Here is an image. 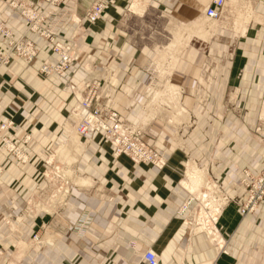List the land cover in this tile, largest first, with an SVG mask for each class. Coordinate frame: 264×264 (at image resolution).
<instances>
[{
  "label": "crops",
  "instance_id": "obj_1",
  "mask_svg": "<svg viewBox=\"0 0 264 264\" xmlns=\"http://www.w3.org/2000/svg\"><path fill=\"white\" fill-rule=\"evenodd\" d=\"M24 1L43 13L41 27H53L59 39L78 33L84 59L70 65L63 82L42 79L41 63L55 60L51 44L28 31L27 22L0 0V24L16 39L31 40L38 50L32 64L16 59L0 65V125L8 124L1 137L20 152L9 151L0 140V206L15 213L22 207H13L11 201L43 193L44 170L53 167L55 152L63 146L59 164L70 174V187L50 211L30 215L48 232H63L72 239L61 247L69 250L70 260L64 252L58 264H145L143 254L148 250L158 255L159 264H264V203L242 217L239 206L245 194L238 186L240 170L257 169L263 158L264 150L251 132L264 99V16H254V31L244 29L243 43L229 63L213 68L204 84L203 57L193 48L179 49L166 76L177 96L173 91L168 100L164 61L158 60L159 50L146 33L150 17L161 20L159 27L168 22L182 28L195 24L198 10H205L212 0H114L94 23L86 12L99 0ZM263 2L253 6L263 7ZM134 4L137 10L130 11ZM247 4L238 0L236 6ZM189 34L194 37L198 32ZM9 37L0 34L1 50H7ZM102 66L104 71L99 70ZM88 71L94 72L93 84L103 85L100 103H114L119 118L138 123L144 140L163 155L162 170L115 156L101 135L79 136V144L73 146L62 138L61 124L78 103L67 84L85 90L81 84ZM188 166L237 198L220 210L218 226L228 236L222 251L214 247L219 237L212 231L198 232L188 224V213L200 195L194 199L188 193L184 180ZM50 187L53 190L56 183L49 181L48 193ZM207 194L208 202L216 206V197ZM200 210L201 203L192 213L199 216ZM76 227L84 230L81 238L71 231ZM55 257L53 250L47 264H55Z\"/></svg>",
  "mask_w": 264,
  "mask_h": 264
},
{
  "label": "rangeland",
  "instance_id": "obj_2",
  "mask_svg": "<svg viewBox=\"0 0 264 264\" xmlns=\"http://www.w3.org/2000/svg\"><path fill=\"white\" fill-rule=\"evenodd\" d=\"M45 1L49 3H57L60 2L61 0H45ZM100 1H104V0H99L97 2ZM105 1L108 3V9H109L111 0H105ZM237 1L238 0H231L229 3H226V1L224 0L222 13L217 19L207 18L206 15L204 14L205 12L204 9H202L201 11L198 10V21L195 24L183 25L182 28L175 27L174 24L171 25L168 22L166 26H164V28L163 26L159 27L158 24L159 21L161 20L158 19V17H156L155 15L153 14L151 15L150 17L151 28L146 33L151 34L152 39H150V42H154L156 44V48L159 50L158 60L162 59V61H164L163 73L167 85L166 95L168 100L173 99L171 98L173 97V94L171 92H173L174 90H171L172 86H170L169 83L167 82L166 76L170 72V64L174 59L176 53L179 51V49L193 48L195 52H198V55L203 57L204 62L202 63V66H200L202 70V72L200 73V83L204 84L202 82L204 80V77L205 79L207 77L209 78L212 74L213 68L216 69L217 65L229 63V60H231L232 58L233 52H235L243 43L242 40L243 38L240 39V37L242 34L244 36L243 33L244 29L246 28V31L248 32L254 31V26H253L254 24L252 23L251 20L254 19V16L256 15L264 16V6L255 7L253 6L254 5L253 3L261 0H247L248 1L247 6L240 8L236 6ZM6 3L11 10L17 12L18 15L27 22L28 31L38 33L39 35H43V37L46 38L47 41L51 44V52L55 55V60L53 63L42 62L38 69V75L42 79H48L50 77H53L54 79L63 82V79L70 65L82 61L84 59V57H82L83 48L80 41H78L79 40L78 33L73 34L69 39H63V40L59 39L58 36L54 34L52 31L53 27L52 28L41 27V22L44 17L43 13L35 10L28 2L24 0H6ZM95 3H93L87 9L86 17L91 12ZM108 9H104L100 13L101 14L100 16H102ZM129 10L136 11L137 9L135 4L132 7H130ZM5 32H8L10 34V37L7 40V46H8L7 50L4 51L0 49V65H9L12 61L16 59L23 60L26 64H32L35 61H37L38 50L36 49V47L34 46L31 40L25 37H20L16 39L13 35L12 30L0 24V34L4 36ZM180 32H183L181 38H180ZM189 32L193 34L198 32V34H196L193 37L190 36ZM47 33L50 34L46 35ZM152 34L153 36L154 34H156L157 37L153 38ZM21 43L30 44L32 46L33 52H30V56L21 54L20 51H17L13 47L15 44L20 46ZM259 43H257L258 46L263 45ZM58 45L65 47L67 46L68 49L60 48V50H58L57 48ZM63 49L64 51H67V53L69 54L70 63H67L66 65L58 69L56 68L57 66L56 63L60 59V55L62 54ZM263 51H264V47H263ZM44 65L48 67L49 71L42 70V67ZM99 70L104 71L105 67L104 66L99 67ZM93 74H94L93 71H88V76L87 78L84 79L81 85L85 84V82L88 83L96 82L95 80L96 78L94 77ZM241 74H242L241 72L237 73L238 76H240ZM67 86L70 88L69 90H71V93L73 94L74 97H76L77 102L79 103V101L83 99V96H85V94L88 96V98H93V102L97 100L98 99L97 96L99 95L98 93L101 92L100 88L103 85L101 87L99 86L98 88L96 84H89L87 85V87H85V90L83 88L79 89L78 85H72L68 83ZM202 88L203 87L199 88V90ZM175 95L177 96V90L174 91V96ZM78 103L71 107V109L68 112L67 119H65L61 124V127L63 129V135L61 136L62 138L65 139L67 143L71 144L72 146L74 144H79L80 142V140L78 139L79 136L83 137L82 135H79L78 132V126L82 121L81 117H78L77 115V114H81L77 111ZM171 103L173 104V102ZM258 106H259L258 109L259 113L256 119V126L254 131L251 132V135L254 137L256 141H258V143L261 145V147L264 150V99L262 100V103H260ZM92 107L94 109V104H92ZM96 107L97 109H100L101 115L103 114L105 116V113L108 114L109 111L114 110L113 109L114 103H110V104L99 103L96 105ZM173 107H175L174 104ZM174 110H176V112L178 111V109H174ZM86 120H88V122L92 121L89 120L88 118H86ZM118 120L122 123L131 126L135 130L139 131L141 133L143 142L147 145V149L150 148L152 152L155 154L154 158H156L158 162H162L163 165L161 166L160 164H158L159 167H156L155 166L156 163L149 161L135 162L129 157L127 156L126 157L134 164H144L150 167H154L158 170H162L165 167L166 160L161 153H158L152 146L148 145V143L144 140L143 137L144 132L141 126H139L138 123L136 124L130 123L124 119H120L119 117ZM107 123L108 124L111 123V121L108 118H107ZM94 130L88 132L87 134H85V136L88 137L91 133L97 132ZM87 140L89 141L88 138H85V141ZM103 142L105 144H109L108 141L106 140H104ZM120 145H124V144L120 143ZM61 147L55 152V157H54L55 161L53 167L51 169L45 168L44 170L43 178L44 180L47 181V185H46V190L43 191V193H40L35 198H29L27 200H22L17 202L14 200L11 201L13 203V207L14 206L22 207V209L21 208L14 209L15 213L13 212V209L10 207L0 206V264H47L46 257L53 250L55 251V256H56L55 264H58L60 263L59 257L63 256L64 252H66L67 255L69 254V250L63 251L61 247L63 246L64 242L67 243V241L69 240H71L72 243V239L66 237L65 234H63V232L61 233L48 232L46 226L40 224L37 225V222L35 221L37 217L32 218L30 216V215L36 216L38 214L41 215L42 213L50 211V208L53 205L60 203L63 197L65 196L64 189L65 191H67V189H69L70 187L69 184L70 181L68 182V177H70V174L69 172L66 171V168H62V166L59 164L62 162ZM71 154H75V153L72 152ZM188 169L194 170L193 175L194 178L196 179L194 182L188 184V186L186 185L185 186L187 187L188 193L193 195L194 199H196L198 193L200 194L198 202L201 203V210H200L201 215L199 216L197 215L199 213L198 210H195L196 212L198 211V213H192L195 207L199 205V203L191 206L192 209L190 210L187 216L188 224L196 231L198 232L203 231L206 233L208 232L209 228H207L206 224L204 223V219H205L204 212H207L205 209L206 206L207 207L210 206V208H212V205L205 204L208 202V200H206L208 197L207 193H209L211 197H216L215 198L216 204L219 207H221V209L225 205H228L231 202H237V198L233 196H229L221 189V187L216 182H214L211 179H208L203 172H199L197 169H194L191 166H188L186 170L185 173L186 178L184 179L185 182H189V177L187 174ZM263 176H264V151H263V158L260 161L259 167L257 169L244 168L240 170V175L238 177V186H240V188L244 192L245 199L244 201L241 202L239 206V212L244 205H248V202L251 201V193L257 192L253 190V187L257 182L258 178ZM49 181L55 182L57 187L53 189L54 191L52 190V187H50L51 191L48 193ZM255 198L257 205L250 211H245V213L240 212L242 217L248 214H253L259 209L261 204L264 203V191L256 195ZM190 199L191 198H189L188 200ZM203 204H205L204 207ZM219 214L220 211L218 210L215 213V215L217 216V230L215 231V228L212 230V235L213 234L217 235L219 239L216 244H214L213 242L212 243L214 247L222 251L228 236L225 237V235L223 234V230L218 226V219L220 216ZM71 227H73V224H71ZM82 230L79 231V227H76L75 230L71 228V231H73L72 233L78 238H81L84 235L83 233L84 230L83 231ZM70 258L71 256L69 254V257L66 258V260L69 261Z\"/></svg>",
  "mask_w": 264,
  "mask_h": 264
},
{
  "label": "built area",
  "instance_id": "obj_3",
  "mask_svg": "<svg viewBox=\"0 0 264 264\" xmlns=\"http://www.w3.org/2000/svg\"><path fill=\"white\" fill-rule=\"evenodd\" d=\"M113 3V0L110 1V5ZM224 6V0H212L211 4L208 5L205 8V15L206 17L210 19H217L222 13V9ZM108 9V3L104 0L103 2L97 3L93 6L91 12L88 14L87 19L89 21H95L97 18L100 17V13L104 10ZM18 44V43H17ZM15 44L13 47L17 50L20 51L21 54L23 55H29L30 52H33V48L30 44H23L21 43L20 46ZM67 44V43H66ZM58 50L60 48H66V46H57ZM70 61V56L67 53V51H64L60 55V59L56 63V68L60 69L62 66L66 65ZM55 67V65H54ZM42 70H47L49 71L47 66H43ZM98 97V96H97ZM96 97V99H97ZM99 99V98H98ZM97 99V100H98ZM97 100L93 102V98H88L86 95L84 99L82 100L81 103H83V106L87 108V111L84 114V117L81 118L82 121L78 126V132L80 135H85L88 132L93 131H100L103 130L104 134L106 133L108 136H111L112 140L111 143L113 144V147L115 149V152L118 153H123V155H126L130 159H132L135 162H153L156 163V167H159L158 160L154 158L155 154L152 152V150L147 149V145L143 142L141 133L131 126L122 123L118 120L117 113H110L108 115V119L111 121L108 126H100L97 124V118L99 115H101L99 109L97 107H92L91 104L96 103ZM91 108V110H90ZM102 116V115H101ZM88 118L89 120H92L91 122H88L86 120ZM8 124L3 123L0 125V140L2 141L3 145L9 149V151L16 153L17 155L20 153L18 149L15 147L14 144L10 143V141L5 138L1 137V132L4 130ZM103 128V129H102ZM120 143H123L124 145H120ZM254 193H251V201L248 202V205H244L241 209L240 212L245 213V211H250L252 210L256 205V195H258L260 192L264 191V176L258 178L257 182L255 183L253 187ZM205 200V199H202ZM207 200V199H206ZM207 205H212V208L206 206V211L205 213V221L204 223L206 224L207 228H209L210 231H212L215 228V231L217 230V216L215 213L219 210H221V207L218 205L214 206V204H210L209 202L205 203ZM203 204V207L204 205ZM202 221V220H201ZM201 224V223H199ZM143 262L145 264H159V257L158 255L151 251L148 250L143 254Z\"/></svg>",
  "mask_w": 264,
  "mask_h": 264
},
{
  "label": "bare ground",
  "instance_id": "obj_4",
  "mask_svg": "<svg viewBox=\"0 0 264 264\" xmlns=\"http://www.w3.org/2000/svg\"><path fill=\"white\" fill-rule=\"evenodd\" d=\"M100 2H103V1H100ZM100 2H97V3H100ZM97 3H95V4H97ZM113 3H114V0H113ZM112 3V4H113ZM111 4V5H112ZM110 5V6H111ZM110 8V7H109ZM101 17V16H100ZM99 17V18H100ZM99 18H97L95 21H92V23H94V22H96ZM208 18V17H207ZM210 19V18H209ZM50 33H47L46 35H49ZM5 35H8L9 36V33H7V32H5ZM63 47V46H62ZM69 63H70V61H69ZM89 84H93V83H86V84H84V85H89ZM85 96H86V94H85ZM85 96H83V99H84V97ZM82 99V100H83ZM82 100H80L79 101V103H78V105H77V111L79 112V113H81V114H77L78 115V117H84V114H85V112L87 111V108L86 107H84L83 106V103H81L82 102ZM100 102H99V100L96 102V103H93L94 104V107H96V105L97 104H99ZM92 105V104H91ZM99 111H100V109H99ZM116 111L115 110H112V111H109V113L107 114V113H105V116L102 114V116L101 115H99L98 116V118H97V124L98 125H100V126H102V127H104V126H108V124H107V117H108V115L110 114V113H115ZM117 113V112H116ZM117 116L119 117V115H118V113H117ZM103 129V128H102ZM104 131L103 130H100V131H97V132H94V133H91L90 134V136H93V135H102L103 136V140H106V141H108V143H109V145L112 147V149H113V153H114V155L115 156H118V157H123V156H125L126 157V155H123V153H116L115 152V149H114V147H113V144L111 143V140H112V138H111V136H108L106 133L104 134ZM79 135H80V133H79ZM82 136H85V135H82ZM160 165L162 166L163 165V163L162 162H160ZM193 169H188V171H187V174H188V177H189V182H186V185L188 186V184L189 183H192V182H194L195 181V179L196 178H194V175H193Z\"/></svg>",
  "mask_w": 264,
  "mask_h": 264
}]
</instances>
